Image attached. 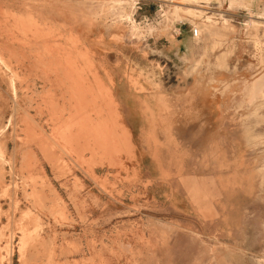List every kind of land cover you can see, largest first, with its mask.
Masks as SVG:
<instances>
[{"label": "rangeland", "instance_id": "obj_1", "mask_svg": "<svg viewBox=\"0 0 264 264\" xmlns=\"http://www.w3.org/2000/svg\"><path fill=\"white\" fill-rule=\"evenodd\" d=\"M0 264H264V0H0Z\"/></svg>", "mask_w": 264, "mask_h": 264}, {"label": "crops", "instance_id": "obj_2", "mask_svg": "<svg viewBox=\"0 0 264 264\" xmlns=\"http://www.w3.org/2000/svg\"><path fill=\"white\" fill-rule=\"evenodd\" d=\"M1 1H4V2L6 3V1H11V0H1ZM117 86H118L119 88H124V89H127V88H128L127 83H126V85H125V83L122 82V81H119V83H118ZM10 99H11V100H10ZM12 100H13V96H10V93L7 92L6 101H7V103H8V108H7V110H6L5 115L8 117V119H9L10 114H11V111H10V109H9V105H11ZM211 100H212V103H213V108H212V110L214 111V113H215V114L221 113V111H220V107H219V105L222 103L221 99H220L218 96H214V97H211ZM219 117H220V116H218V118H219ZM128 127H129V129L131 130V127H130V126H128ZM135 155H136V149H135Z\"/></svg>", "mask_w": 264, "mask_h": 264}, {"label": "built area", "instance_id": "obj_3", "mask_svg": "<svg viewBox=\"0 0 264 264\" xmlns=\"http://www.w3.org/2000/svg\"><path fill=\"white\" fill-rule=\"evenodd\" d=\"M193 35H194V36H197V35H198V30H197V29H194V30H193Z\"/></svg>", "mask_w": 264, "mask_h": 264}, {"label": "bare ground", "instance_id": "obj_4", "mask_svg": "<svg viewBox=\"0 0 264 264\" xmlns=\"http://www.w3.org/2000/svg\"><path fill=\"white\" fill-rule=\"evenodd\" d=\"M193 15H195V14H193ZM255 22V21H254ZM252 24V23H251ZM134 26V25H133Z\"/></svg>", "mask_w": 264, "mask_h": 264}]
</instances>
